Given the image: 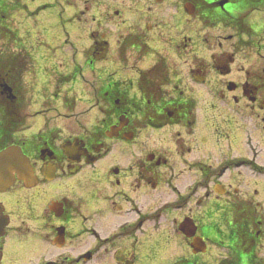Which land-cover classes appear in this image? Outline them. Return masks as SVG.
Wrapping results in <instances>:
<instances>
[{"label": "flooded vegetation", "instance_id": "obj_1", "mask_svg": "<svg viewBox=\"0 0 264 264\" xmlns=\"http://www.w3.org/2000/svg\"><path fill=\"white\" fill-rule=\"evenodd\" d=\"M98 3L52 59L0 0V264H264V0Z\"/></svg>", "mask_w": 264, "mask_h": 264}, {"label": "rangeland", "instance_id": "obj_2", "mask_svg": "<svg viewBox=\"0 0 264 264\" xmlns=\"http://www.w3.org/2000/svg\"><path fill=\"white\" fill-rule=\"evenodd\" d=\"M17 1L19 0H15V2ZM22 1L27 5V11L19 12L10 8V29L20 36L26 49L35 55L45 54L52 59H59L63 56L64 51L72 53L73 47L81 49L80 54L87 47V41L91 43V39L87 37L88 34L91 37L92 32L95 35L102 32L98 27L99 0L89 1V11L82 17L81 21L75 19L74 22L71 21L73 13L68 5L69 0ZM70 1L72 4L80 6L86 4L85 0ZM107 3L109 2L106 1ZM44 6L47 7L42 10ZM36 11H38L37 14ZM93 17L96 18V21ZM69 41L72 43V48L67 44ZM16 44L10 43L11 50L16 49ZM74 52L77 50L74 49ZM95 67L97 68L99 65L96 64Z\"/></svg>", "mask_w": 264, "mask_h": 264}, {"label": "water", "instance_id": "obj_3", "mask_svg": "<svg viewBox=\"0 0 264 264\" xmlns=\"http://www.w3.org/2000/svg\"><path fill=\"white\" fill-rule=\"evenodd\" d=\"M18 152L13 150L0 154V185L9 180L11 173L20 165L21 161L17 158L19 154H15Z\"/></svg>", "mask_w": 264, "mask_h": 264}]
</instances>
